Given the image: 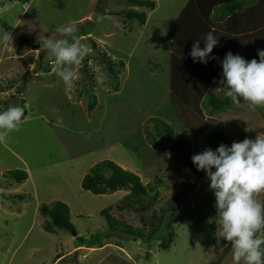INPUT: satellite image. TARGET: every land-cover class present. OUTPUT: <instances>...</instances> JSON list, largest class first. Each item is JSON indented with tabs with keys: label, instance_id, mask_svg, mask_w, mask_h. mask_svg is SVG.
Here are the masks:
<instances>
[{
	"label": "rangeland",
	"instance_id": "1",
	"mask_svg": "<svg viewBox=\"0 0 264 264\" xmlns=\"http://www.w3.org/2000/svg\"><path fill=\"white\" fill-rule=\"evenodd\" d=\"M150 1L155 9L145 11L144 26L124 21L120 13L129 5L123 0L0 2V28L12 36V42L0 43V85L14 80L0 90V102L25 110L18 130L0 143V264H234L230 242L216 236L218 214L205 173L191 172L176 150H154L146 139V133L156 134L149 120L160 119L189 137L191 157L215 150L207 136L195 140L183 130L168 100L169 33L188 0ZM97 14L103 22H96ZM69 21H75L74 35L88 52L73 66L79 79L66 92L54 64L49 73L39 65L45 49H32L30 42L41 33L71 39L57 31ZM25 36L29 43L17 54L18 39ZM93 44L97 50H91ZM99 53L123 62L115 69L117 80ZM208 93L217 91L210 87ZM203 111L233 142L264 133V106L251 111L242 101L222 112ZM104 160L137 174L144 184L157 177L171 186L159 187L154 202L151 193L142 207L121 211L129 192L96 196L80 188L90 168ZM11 171H24L27 179H2ZM186 184L196 187L174 199ZM8 195L26 199L11 201ZM53 202L66 205L75 235L44 230L47 219L39 208ZM108 208L115 219L143 232L162 210L171 225L162 226L152 241H133L108 230L100 214Z\"/></svg>",
	"mask_w": 264,
	"mask_h": 264
},
{
	"label": "trees",
	"instance_id": "2",
	"mask_svg": "<svg viewBox=\"0 0 264 264\" xmlns=\"http://www.w3.org/2000/svg\"><path fill=\"white\" fill-rule=\"evenodd\" d=\"M13 0H0V2ZM129 6L123 10L120 15L126 22H137L139 26L146 24L147 15L145 11H153L155 3L150 0H123ZM261 10L260 6L246 8L243 0H189L186 6L171 25L169 33V61H168V100L172 112L177 118L180 126L187 134L198 140L201 137L209 138V146L217 148L220 144L230 146L233 141L223 131L215 127V122L204 116V108L210 109L211 112H222L226 108H231L234 103L231 98L224 95L222 91L217 89L221 80L222 69L220 62L228 52L234 55L239 54L246 60L259 59L257 52L250 54L242 50L238 51L235 47V38L244 36L246 28L245 21L249 23L250 15L255 16ZM248 20V21H247ZM238 22V25L236 24ZM248 29V27H247ZM212 31L218 37V46L214 47L211 56L218 59H210L204 65L193 63L188 56L191 51L195 39L203 40L204 36ZM26 32H23V34ZM248 34H261L264 37V22L259 25L254 32ZM247 35V34H246ZM28 42V36L19 37L16 48L17 54H21L25 50ZM201 48L204 47L201 41ZM37 50V46H31ZM91 50H97L92 45ZM98 52H100L98 50ZM46 50L43 51L39 58V65L44 72L49 73L50 65L43 67V57ZM100 54L103 63L109 66V73L113 80H117L116 68H123L121 61L111 60L104 54ZM40 69V67H39ZM10 78L0 85V90L10 88L9 84L14 82ZM3 86V88H2ZM210 87H213L217 93H208ZM18 92V90H16ZM7 102V101H3ZM7 104L0 106L3 109L8 108ZM155 136L146 133V139L154 150L166 152L168 150H176L177 157L182 159L184 167L195 174L198 173L191 161L192 146L188 136L176 133L172 126L160 119H150ZM2 179L14 180L22 182L27 179L24 171H11L2 176ZM171 185L164 183L159 178H154L152 183H142L137 174L122 169L112 161L104 160L94 165L88 173L82 178L80 188L83 191L90 192L93 195L101 196L105 194H113L117 191H127L128 195L122 198V206L119 210L132 209L135 206H143L146 198L152 193L150 202H154L157 197V189L159 187L169 188ZM179 187V185H172ZM11 201L26 199L23 195H8ZM40 214L47 220L44 230L48 233H54L55 229H60L75 235V229L70 223L69 211L65 204L61 202H53L51 205H43L40 208ZM167 211L162 210L159 215L152 216V222L147 224L148 230L143 232L140 229L133 228L127 224L121 223L110 214V209L101 211V215L106 221L109 231L121 233L133 241L149 242L156 238L162 226L169 228L171 221L165 224ZM182 221L181 218L176 219L177 223ZM163 238V237H162ZM78 240H81L77 237ZM163 242H165L162 239ZM163 245V244H162Z\"/></svg>",
	"mask_w": 264,
	"mask_h": 264
},
{
	"label": "clouds",
	"instance_id": "3",
	"mask_svg": "<svg viewBox=\"0 0 264 264\" xmlns=\"http://www.w3.org/2000/svg\"><path fill=\"white\" fill-rule=\"evenodd\" d=\"M104 16L97 14L96 22H103ZM64 39H50L42 33L37 42L45 49L49 65L71 92L79 73L73 70L79 65L88 50L74 35L78 29L75 21L57 29ZM201 41L204 47L201 48ZM12 42V36L0 28V43ZM218 37L209 31L203 40L195 39L188 53L193 63L206 65L210 59H218L210 54L218 46ZM258 60H246L239 54L228 52L220 62L221 80L219 89L234 104L246 102L251 111L264 106V50H258ZM25 116L20 106H9L0 110V143L6 141L11 131ZM196 170L203 171L214 193L218 214L219 231L216 236L230 242L234 264H264V133L255 138H245L230 146L220 144L214 151L206 148L191 157Z\"/></svg>",
	"mask_w": 264,
	"mask_h": 264
},
{
	"label": "crops",
	"instance_id": "4",
	"mask_svg": "<svg viewBox=\"0 0 264 264\" xmlns=\"http://www.w3.org/2000/svg\"><path fill=\"white\" fill-rule=\"evenodd\" d=\"M243 3L246 8H253L257 5L261 7V10L255 16L250 15L248 19L249 23L245 21L244 27L248 32H243L245 33L244 36L236 37L234 40V48L238 51L237 53H241L239 50H242L245 53L250 52V54H252L257 52L258 50H264V37L261 34H248L250 32L253 33L254 29H257V27L264 22V0H243ZM25 8H27L26 4ZM236 24L238 25V22ZM262 235H264V230H262L257 236L259 237Z\"/></svg>",
	"mask_w": 264,
	"mask_h": 264
},
{
	"label": "water",
	"instance_id": "5",
	"mask_svg": "<svg viewBox=\"0 0 264 264\" xmlns=\"http://www.w3.org/2000/svg\"><path fill=\"white\" fill-rule=\"evenodd\" d=\"M30 43H31L32 45H35V46L41 48V44L38 43L37 41H32V42H30ZM94 54H96V53L93 52L92 55H91V57H95ZM46 56H47V53H46V54L44 55V57H43V66H44V67L47 66V65H49V64L51 63V62L49 63L48 59L45 58ZM96 56H98V55H96ZM21 80H23V79L21 78ZM195 187H196V184H186V185L184 186V188L180 189V191L176 194V196L174 197V199H176V200H180V199H182V198L188 196V195H189V194L195 189ZM262 199H264V194H263ZM261 231H262V230H261ZM259 233H260V232H258L257 235H258ZM83 251H84V250H79L78 253L81 254Z\"/></svg>",
	"mask_w": 264,
	"mask_h": 264
},
{
	"label": "flooded vegetation",
	"instance_id": "6",
	"mask_svg": "<svg viewBox=\"0 0 264 264\" xmlns=\"http://www.w3.org/2000/svg\"><path fill=\"white\" fill-rule=\"evenodd\" d=\"M184 188V187H183Z\"/></svg>",
	"mask_w": 264,
	"mask_h": 264
}]
</instances>
